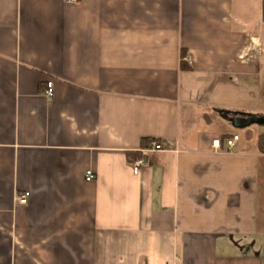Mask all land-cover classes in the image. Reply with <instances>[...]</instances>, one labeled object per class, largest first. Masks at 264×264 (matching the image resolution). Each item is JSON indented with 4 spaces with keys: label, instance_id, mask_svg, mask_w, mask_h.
Wrapping results in <instances>:
<instances>
[{
    "label": "crops",
    "instance_id": "crops-1",
    "mask_svg": "<svg viewBox=\"0 0 264 264\" xmlns=\"http://www.w3.org/2000/svg\"><path fill=\"white\" fill-rule=\"evenodd\" d=\"M233 115L264 117V0H0V264H264Z\"/></svg>",
    "mask_w": 264,
    "mask_h": 264
},
{
    "label": "built area",
    "instance_id": "built-area-1",
    "mask_svg": "<svg viewBox=\"0 0 264 264\" xmlns=\"http://www.w3.org/2000/svg\"><path fill=\"white\" fill-rule=\"evenodd\" d=\"M81 1L83 0H65V3L74 4V3L81 2ZM181 61L191 66L193 63V58L190 54L186 53L182 55ZM45 95L47 96V98H51L53 96V84L51 81H48L46 84ZM238 140H239L238 135H232L231 137L226 139V147L228 149H232L233 146L238 142ZM159 150H161L160 144L156 141H151L149 142L147 147L141 150V154H147L148 152L159 151ZM144 165H145V162H144L143 157H140L138 159H135L129 162V167L132 171V174L135 176L139 175ZM92 179H93V174L90 171L86 172L85 180L91 181ZM28 199H29V193L25 192L16 198V202L19 205H26L28 203Z\"/></svg>",
    "mask_w": 264,
    "mask_h": 264
},
{
    "label": "water",
    "instance_id": "water-1",
    "mask_svg": "<svg viewBox=\"0 0 264 264\" xmlns=\"http://www.w3.org/2000/svg\"><path fill=\"white\" fill-rule=\"evenodd\" d=\"M230 123L235 129H244L253 124H263L264 118L257 117V116H248L245 118H240V117L233 115V117L230 119Z\"/></svg>",
    "mask_w": 264,
    "mask_h": 264
},
{
    "label": "trees",
    "instance_id": "trees-1",
    "mask_svg": "<svg viewBox=\"0 0 264 264\" xmlns=\"http://www.w3.org/2000/svg\"><path fill=\"white\" fill-rule=\"evenodd\" d=\"M264 118V117H263ZM259 143H260V146H261V151L264 152V134H262L259 138Z\"/></svg>",
    "mask_w": 264,
    "mask_h": 264
}]
</instances>
